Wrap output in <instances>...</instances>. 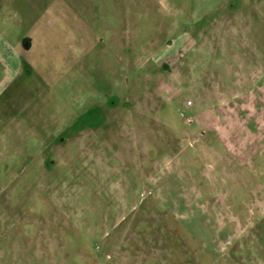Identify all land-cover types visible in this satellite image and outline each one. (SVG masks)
<instances>
[{
	"label": "rangeland",
	"instance_id": "374dc122",
	"mask_svg": "<svg viewBox=\"0 0 264 264\" xmlns=\"http://www.w3.org/2000/svg\"><path fill=\"white\" fill-rule=\"evenodd\" d=\"M0 264H264V0H0Z\"/></svg>",
	"mask_w": 264,
	"mask_h": 264
},
{
	"label": "flooded vegetation",
	"instance_id": "af4514ba",
	"mask_svg": "<svg viewBox=\"0 0 264 264\" xmlns=\"http://www.w3.org/2000/svg\"><path fill=\"white\" fill-rule=\"evenodd\" d=\"M28 45H29V42L24 43V46H26V49H27Z\"/></svg>",
	"mask_w": 264,
	"mask_h": 264
}]
</instances>
